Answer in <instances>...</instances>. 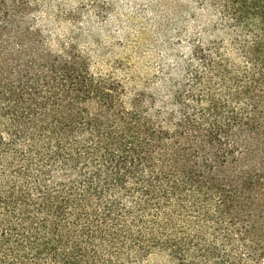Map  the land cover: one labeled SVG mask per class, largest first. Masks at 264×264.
Returning a JSON list of instances; mask_svg holds the SVG:
<instances>
[{"label": "trees", "instance_id": "1", "mask_svg": "<svg viewBox=\"0 0 264 264\" xmlns=\"http://www.w3.org/2000/svg\"><path fill=\"white\" fill-rule=\"evenodd\" d=\"M201 3L130 87L0 0V264H264V0Z\"/></svg>", "mask_w": 264, "mask_h": 264}, {"label": "rangeland", "instance_id": "2", "mask_svg": "<svg viewBox=\"0 0 264 264\" xmlns=\"http://www.w3.org/2000/svg\"><path fill=\"white\" fill-rule=\"evenodd\" d=\"M38 1L46 31L73 38L96 71L113 73L130 87H156L176 74L189 35L206 32L216 17L201 0Z\"/></svg>", "mask_w": 264, "mask_h": 264}]
</instances>
